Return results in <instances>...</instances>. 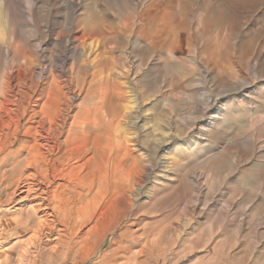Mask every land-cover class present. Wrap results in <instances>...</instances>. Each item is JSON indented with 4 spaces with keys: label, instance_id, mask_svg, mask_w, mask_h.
Wrapping results in <instances>:
<instances>
[{
    "label": "rangeland",
    "instance_id": "rangeland-1",
    "mask_svg": "<svg viewBox=\"0 0 264 264\" xmlns=\"http://www.w3.org/2000/svg\"><path fill=\"white\" fill-rule=\"evenodd\" d=\"M56 67L81 93L72 114L92 107L84 133L120 131L127 174L145 175L97 245L71 238L47 255L42 217L0 212V264H264V0H0V84L31 73L45 92ZM105 109L120 127L100 122ZM80 110L63 137L81 136ZM0 179L2 203L11 173ZM92 196L79 173L50 208L73 231Z\"/></svg>",
    "mask_w": 264,
    "mask_h": 264
},
{
    "label": "bare ground",
    "instance_id": "bare-ground-1",
    "mask_svg": "<svg viewBox=\"0 0 264 264\" xmlns=\"http://www.w3.org/2000/svg\"><path fill=\"white\" fill-rule=\"evenodd\" d=\"M3 55L8 58L7 52ZM63 71L54 68V77L45 92L43 87L33 85L31 73L6 72L0 84V171L11 173L10 183L4 186V189L9 188L8 196L0 203V212L17 220L11 215L29 206V210L42 217L44 220L36 226L35 249H42L47 255L55 253L61 241L71 238L83 243L96 239L97 245L104 234L101 232L95 238L97 228L115 212L132 210L136 200L131 195H135L137 187L140 190L145 175L142 167L127 174L124 166L127 146L120 131L102 130L99 126L94 133H84L85 124L98 125L97 119L92 115V107H82L72 114L81 93L66 85L68 80L64 77L67 75ZM83 98L86 102L90 100L89 96ZM104 100L100 101V111ZM79 110L85 120L80 126L81 136L71 139L66 133L63 137L67 124L79 116ZM106 111L101 113L100 122L112 129L120 127L125 116L107 115ZM16 135L20 143L14 147ZM90 137L92 141L88 142ZM135 162L133 160L132 164ZM79 173L90 177L93 196L88 224L86 220L78 222L71 231L58 222L50 206L58 190L72 185ZM3 182L5 180L0 179V184ZM27 221L21 220L20 225L25 228Z\"/></svg>",
    "mask_w": 264,
    "mask_h": 264
}]
</instances>
